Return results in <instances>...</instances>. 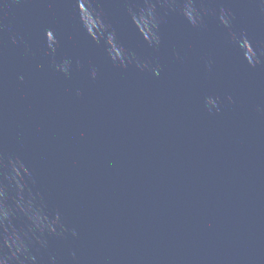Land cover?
<instances>
[{"label": "water", "instance_id": "obj_1", "mask_svg": "<svg viewBox=\"0 0 264 264\" xmlns=\"http://www.w3.org/2000/svg\"><path fill=\"white\" fill-rule=\"evenodd\" d=\"M0 264H264V0H0Z\"/></svg>", "mask_w": 264, "mask_h": 264}]
</instances>
